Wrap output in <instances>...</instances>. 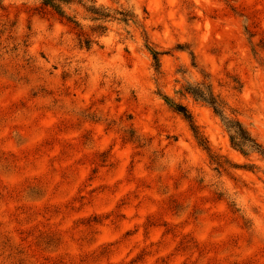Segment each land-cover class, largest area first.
<instances>
[{"label": "rangeland", "instance_id": "obj_1", "mask_svg": "<svg viewBox=\"0 0 264 264\" xmlns=\"http://www.w3.org/2000/svg\"><path fill=\"white\" fill-rule=\"evenodd\" d=\"M43 1L0 0V264H264V0Z\"/></svg>", "mask_w": 264, "mask_h": 264}, {"label": "trees", "instance_id": "obj_2", "mask_svg": "<svg viewBox=\"0 0 264 264\" xmlns=\"http://www.w3.org/2000/svg\"><path fill=\"white\" fill-rule=\"evenodd\" d=\"M61 1V0H57ZM44 6H50L52 7L60 16L64 15V11L62 10L60 3H54L53 0H44L43 1ZM158 52L153 51V59L157 61V56ZM192 93L196 96L201 98L202 100L206 101L210 106L213 108V110L220 114V104L214 97L211 95V93H206L200 88H196L192 91ZM176 109L181 112L185 117L186 115V110L184 107L180 105H176ZM226 129L229 133V139L230 143L233 147L238 149L240 152L246 154L248 152H256L259 153L263 158H264V151L260 149L259 145H257L251 138L250 136L240 129L239 125L235 123V125H227L226 124Z\"/></svg>", "mask_w": 264, "mask_h": 264}]
</instances>
